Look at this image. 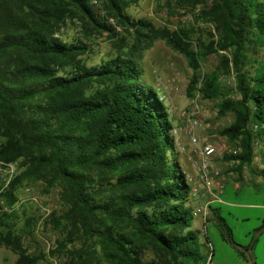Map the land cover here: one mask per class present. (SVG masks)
<instances>
[{"label":"trees","instance_id":"obj_1","mask_svg":"<svg viewBox=\"0 0 264 264\" xmlns=\"http://www.w3.org/2000/svg\"><path fill=\"white\" fill-rule=\"evenodd\" d=\"M134 1L0 0V160L19 166L0 193L12 203L20 182L58 186L66 209L52 221L66 235L51 252L78 242L69 249L77 264H201L209 251L191 227L174 122L158 90L141 80L140 58L157 38L184 53L193 69L188 95L216 99L220 115L233 114L220 131L241 151L223 159L240 171L255 158L261 131L253 124L264 122V0H166L170 10L202 4L196 17L213 27L197 40L194 24L132 16ZM77 19L80 34L64 38ZM104 32L116 54L89 64L85 54ZM211 54L219 63L203 70ZM216 223L237 243L224 216ZM1 241L19 249L15 264H38L11 231L0 229Z\"/></svg>","mask_w":264,"mask_h":264},{"label":"rangeland","instance_id":"obj_2","mask_svg":"<svg viewBox=\"0 0 264 264\" xmlns=\"http://www.w3.org/2000/svg\"><path fill=\"white\" fill-rule=\"evenodd\" d=\"M97 7L104 4V0H93ZM202 4L197 8L188 9L185 6L176 4L173 10H170L166 0H136L126 7V11L135 17H143L151 20L156 26L167 25L170 28H176L179 25L194 24L195 32L193 34L195 40L198 38L207 39L208 29L212 28L211 22L197 19L196 13L199 11ZM78 20V25L69 22L63 27L61 34L64 38L75 39L81 31V21ZM118 29L128 38L130 34L126 30L118 26ZM94 49L87 52L85 55L89 64H96L101 59L116 54V49L113 46L112 40L103 34H96V42ZM258 54L257 52L254 53ZM219 58L217 54H211L205 61H203L202 69L210 70L217 66ZM140 66L142 69L141 80L154 86L160 96L163 97L165 103L173 111L172 119L174 122L181 120L180 112L184 108L197 109L199 107L203 125L201 129L202 137L219 143H225L227 146H234L226 136L221 133V129L228 125L232 119L233 114L227 113L220 115L216 105V99L203 98L199 94L196 96H189L187 93V86L190 77L193 74V69L189 65L187 57L174 48L167 42L165 38H157L153 45L143 51L140 58ZM230 85L235 83L234 77L225 76ZM178 149V147H177ZM178 151V160L185 170L190 169V163L187 160L185 153ZM220 159V158H219ZM218 162L226 167L227 164ZM262 163V164H261ZM264 166V160L261 162ZM19 169L17 163L14 162V172ZM228 172V170L226 171ZM9 177V171L4 166H0V190L6 186V180ZM261 190L264 192V184L260 183ZM257 188L246 186L240 194V189L235 188V181L228 180L226 184V192L223 194L224 200L229 203H223V214L226 215L233 226L234 237L237 242L240 238H244V229L240 231V222L237 227L235 214H239L240 210L244 209L252 214V218L245 221L247 227H254L260 219H257L258 211L264 212V208H240L237 202L261 203L263 198L258 195ZM16 199L9 203L7 196L0 193V214L3 220H0V229L3 233L8 230L13 233L15 237L19 238L20 246L26 249L29 255H39L38 264H77L73 262V253L69 251L74 247L79 246L78 242H70L68 248L62 251L51 252L56 247L58 241L63 239L66 235L65 229L62 226L53 224L52 216L61 215L66 209V205L60 198V188L58 186L48 188L47 184L42 180H26L14 189ZM189 198L188 203L194 208L197 204ZM7 214H3V212ZM0 215V217H1ZM200 215V214H199ZM65 221V219H63ZM210 238L217 246L216 258L221 253L218 241L224 239L221 235L220 229L213 222H208ZM192 228L197 230L204 244L203 250H207V230L203 225L202 218L194 215L192 219ZM246 227V226H245ZM254 230L251 231V235ZM222 237V238H221ZM250 238V236H247ZM225 240V239H224ZM225 251L233 253L234 250L231 241L225 240ZM212 250V246L211 249ZM212 254V253H211ZM20 255L19 249L5 243L0 242V264H15ZM146 255L153 257L152 252L147 251ZM98 256V255H97ZM97 264H113L106 260H98ZM205 264V262L201 263Z\"/></svg>","mask_w":264,"mask_h":264},{"label":"built area","instance_id":"obj_3","mask_svg":"<svg viewBox=\"0 0 264 264\" xmlns=\"http://www.w3.org/2000/svg\"><path fill=\"white\" fill-rule=\"evenodd\" d=\"M168 110L172 117V109L168 107ZM179 116L181 120L173 121L172 133L176 139L178 149L185 153L191 166L189 170H185L187 181L190 183L189 198L191 200H194V198L197 199L195 200L197 204L193 208L194 215L202 213L206 219L210 212V202L215 197L217 198L216 191L223 190L224 180L228 174L226 171L229 169V165H231L223 159L224 153H236L239 150L241 151V147L227 146L225 143L220 145L219 143L202 137L201 129L205 125H203L199 107L197 109L184 108L181 110ZM252 128L256 131H261L254 138L256 157V152L259 147L264 151V122L261 124L254 123ZM218 159L222 163L227 164V166L223 167L218 162ZM0 166H4L9 171L7 182L14 174V162L3 163L0 160ZM208 193L212 197L207 198L208 200L204 203L199 202L201 196L207 195ZM205 264H209L208 259Z\"/></svg>","mask_w":264,"mask_h":264},{"label":"crops","instance_id":"obj_4","mask_svg":"<svg viewBox=\"0 0 264 264\" xmlns=\"http://www.w3.org/2000/svg\"><path fill=\"white\" fill-rule=\"evenodd\" d=\"M263 160L264 151L261 147H259L254 160L251 163L243 164L242 166H240V171L228 169L227 177L224 180L223 190L216 191L218 196L217 198L215 197L211 200L210 212L208 213L207 218L205 219L202 213L198 215L202 218L203 225L207 230V250L204 251H209V255L207 256L209 264H264V228L259 229L264 220V212L258 211L256 217L257 219H260V222H258V224H256V226H254L253 228L249 226L247 227L246 223H244L245 221L252 218V214L250 212L242 209L240 210L239 214H235L236 224H234V226L237 227L240 222V231L244 229V238H240L239 242L236 241L237 243L230 242L234 250V254L231 252L227 253L225 251V244H227L225 242L227 241H225L224 239H220V241H218V245L220 246L221 253L219 257L216 258L217 246L212 238H210L211 235L208 231V222H213L218 227L216 221L219 215L224 216L226 221L230 225L232 224L229 218L222 212L223 203H229L224 200V197L221 196L222 193L224 194L226 192V184L228 183V180L233 179L235 181V188L240 189V194L246 186H250L252 189L257 188L256 191H258V195L264 199V192L260 187V183L264 184V168H262L261 166V162H263ZM211 197L212 195H210V193H208L207 195H203L201 196L199 202L204 203ZM237 204V206H240V208H264V200L261 203L241 201L237 202ZM252 230H254V233L251 235L250 233ZM247 236H250V238H247ZM211 246L213 252L209 250L211 249Z\"/></svg>","mask_w":264,"mask_h":264}]
</instances>
